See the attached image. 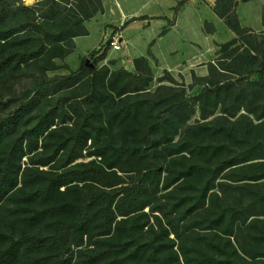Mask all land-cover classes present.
Segmentation results:
<instances>
[{"label":"rangeland","instance_id":"rangeland-1","mask_svg":"<svg viewBox=\"0 0 264 264\" xmlns=\"http://www.w3.org/2000/svg\"><path fill=\"white\" fill-rule=\"evenodd\" d=\"M45 1L48 0H18L16 4L33 7L35 9V20L39 22L41 21L39 20V9L41 3ZM59 1L62 2V0ZM143 1L134 0L133 4L130 5L136 15L147 13L146 8L142 6ZM263 1L256 0L259 8H261ZM69 2L71 0H68L67 5H70ZM200 9L201 16L216 18V32L213 35H204L201 26L199 27L196 24L195 19V23L191 24L194 33L191 39L199 46L192 47L184 38L185 36L188 37L185 33L186 21L190 12H193L187 7L180 15L177 30L181 37L175 42L176 52L173 54L168 53L169 37L157 39L155 40L157 42L153 43L154 51L157 53L155 54L159 59V66L162 69L169 67L174 71L177 65L187 63L189 60L194 61V58L198 59V57L199 59L209 60L211 57L208 49L210 44L214 41L224 42L234 35L225 26L224 22L215 16L213 11L206 7ZM91 10L92 6L89 5L88 11ZM253 11L251 10L249 13H253ZM254 14H256V10ZM107 19V17H101L97 21L86 24L90 29L89 36L79 38L77 48L67 58L66 62L70 69H76L80 59L86 57L101 42L105 29L108 32L111 28V26L105 25ZM24 20L23 13H18L7 18L1 25L17 27L20 23L25 22ZM241 22L245 24L244 20H241ZM128 25L129 23L124 26L127 27L124 35L133 39V48L129 54L134 57L140 55V53L145 55L149 42L156 39L154 33L156 28L152 29L153 24L146 28L137 22ZM263 25L264 22L261 21L256 27L261 28ZM173 34L176 35L177 33L174 32ZM21 36L24 38H21ZM21 36L4 52L36 49L37 44L29 39L33 36L29 35L28 31ZM217 49L220 54L218 56L213 54L211 62L225 73L219 75L212 72L210 77L212 81L216 82L224 77L237 78L241 75L248 76L249 80L256 82V84L248 87L242 93L230 89L227 93H211L195 101L192 100L191 96L200 93L203 89L202 79L204 74L208 73L206 65H194V74L183 73L176 76L177 80L182 83L179 85H183L182 87L185 89L180 87H157L160 84L172 85L169 76L161 70H157L147 86V90L151 91V94H142L144 104L139 109L138 114L127 119L117 117L112 122L107 120L108 116L105 109L107 103L105 102L91 100L83 103L82 108L69 107L65 100L67 96L73 94L72 90L64 91L56 83H46L38 86L44 76L54 77L67 74L69 69H64V60L55 59L59 66L45 70L44 73L42 69L49 64L47 55L32 62L29 60L27 63H21L18 68H12L6 73L0 72V123H4L1 132L0 150L14 137L21 135L24 131H30L32 139L37 142V149L34 152L39 151L38 156L53 155L52 153L56 147L64 146V152L59 154L53 165H36L38 169L56 170L57 165L65 160L67 152L73 146L76 152L80 151L79 157L71 163L77 164L75 165L76 169L83 170L87 165L94 167L98 164L105 166L107 169H109V166H113L109 170H113L112 173L115 172V174L120 175L122 180L126 182L116 187H136L134 199L131 201L130 198L125 197V200L121 202V206L127 209L132 205L140 209L128 215H119L114 208V220L109 238L99 236L98 238H103V243H95L93 241L95 237L90 236L92 227L87 230V235L83 236L82 245L78 248L93 247L102 253L99 257H96L97 262L92 264H104L106 262H111V264H212L201 260V253L195 249V246H200L202 249L206 242H212L213 240L214 243H220L227 250L230 249L227 239L222 237L221 240L220 237L224 236L221 233L224 225L219 224L213 230L207 228L211 220L214 219L216 205L210 207L207 214L197 211L192 215L187 214L183 218L184 212L196 202L193 198L196 191L187 187L192 185L193 179L185 177L183 181L170 187L166 184L175 177L178 171L191 166L194 160L198 158L200 160L209 159L212 152L211 145H231L229 148L228 146L225 149L221 148L219 155L209 161L208 166L212 169L223 159L229 160L235 157L237 142L233 137L237 132L245 134L241 142H244L245 146L259 144L257 148L254 146L248 150L253 155L259 154L253 156V159L249 162L264 161V158H260L264 156V116L258 120L246 111V109L251 110L257 116L264 114V73L255 72V70H259L260 64L264 62V29L254 33L247 32L238 37L237 41L231 46L226 45ZM108 52L107 49L106 58L98 62L99 65L101 62L109 63L113 61L114 58L109 57ZM88 56L90 61L93 60L90 55ZM169 103H173L170 109L167 108ZM64 106L68 111H64ZM223 110H226L229 114L224 115ZM201 112L212 113V115L207 119H202ZM230 114H235V116L232 117ZM247 114L250 115L251 121L242 117ZM87 116L90 118L87 129L80 135L79 140H76L77 143H74V135L81 125L82 119ZM158 116L167 119L164 123L154 124L153 120ZM41 119H43V123H48V129L44 132V134L47 132L48 134L44 138V135L36 136L35 133V126H40ZM205 121L209 124L199 129L198 124ZM214 125L222 127L221 133L212 134L211 127ZM135 127L137 129H134ZM147 127H152L149 135L144 133V129ZM175 131L177 133L174 135ZM171 138H173L172 142L175 143L170 142ZM165 140L169 141L161 143ZM153 141H158V143L153 144ZM24 144L25 140L23 146ZM180 144H185V151L189 153L190 158L183 160L181 164L173 163L167 153L173 151ZM256 164L258 163H253L248 171L260 167ZM26 166H32L29 164L28 155L23 156L20 160L19 181L20 174ZM140 169L142 173L145 171L143 175L138 172ZM241 174H244V172L223 173V175H228L230 178H236ZM112 176L115 175L112 174ZM38 183H35V185L38 186ZM88 183L83 187L82 193L84 195L94 192L96 188L102 186L93 181ZM78 184L81 185L82 183ZM232 186L236 187L233 188ZM64 187H60V189ZM263 193L264 180L263 182L262 180L228 181V184L223 187V193L220 194L221 200H219V203L220 201L231 203L235 200L248 202ZM183 196L187 198L184 202H180L179 198ZM176 202L179 204L173 206ZM145 204L149 205L141 209ZM101 206V203H97L94 208L97 209ZM112 207H114V204ZM5 213L4 210L0 212V222L3 225L7 220ZM258 218V221L254 222L255 227L252 230L261 232L260 227H264V215H260ZM102 220L103 217H98L93 221L95 230L101 228ZM118 221L119 223H117ZM168 222H171L170 225H168ZM38 229L39 226L37 225L34 230ZM171 230H175L177 235ZM243 230H245V227ZM230 240L233 242L232 238ZM48 242L50 241H45L43 246ZM260 243L264 247V236L263 239H260ZM78 248L73 249L72 264L80 257ZM35 253L37 254V250ZM26 257L21 258V261L17 264H25ZM219 257H222V255L219 254ZM261 259L264 258L255 259L251 264H264V260ZM237 262L241 264V260H237ZM225 263L235 264L236 262L226 261Z\"/></svg>","mask_w":264,"mask_h":264},{"label":"trees","instance_id":"trees-1","mask_svg":"<svg viewBox=\"0 0 264 264\" xmlns=\"http://www.w3.org/2000/svg\"><path fill=\"white\" fill-rule=\"evenodd\" d=\"M64 1L65 3H63ZM237 1L216 0L214 3V12L236 34L235 38L220 44L218 48L226 45L231 46L237 41L238 37L247 32H253L250 28L240 26L235 11ZM17 2L18 0H0V72L2 73H6L12 68H18L21 63H27L29 60L32 62L45 55L49 57V64L42 69L43 73L45 70L57 68L59 65L54 60L63 59L72 51L74 48L72 38L87 33L83 24L84 20L102 10L101 0H71L70 5H67L68 0H62V2L48 0L41 3L40 15L38 14L41 21L37 22L34 17L35 9L31 6L16 4ZM181 3L182 1L178 2L174 11ZM89 5L92 6L91 11H88ZM18 13H23L25 22L20 23L17 27L1 25L7 18ZM205 28L208 32L214 30L210 24H206ZM27 31L29 35L33 36L29 39L37 44L35 50L4 52L17 41L18 37ZM21 38L24 37L21 36ZM106 51V49L103 50L97 56V51L92 52L90 57L93 60L86 62L83 58L79 67L66 75L44 76L38 86L46 83H56L64 91L72 90L73 94L67 96L65 100L69 107L82 108L83 103L91 100L105 102L107 103L105 107L107 120L111 122L117 117L124 119L135 117L144 104L142 94H151V91L147 90V86L153 79L151 69L146 59L136 58L133 61L134 71H128L124 68L110 71L106 65L98 64L105 57ZM219 54L220 52L217 49L216 55ZM207 68L208 73L203 77V83H201L203 89L200 93L192 95V100H199L211 93H227L230 89L242 93L248 87L256 84V82L250 81L248 76L241 75L237 78L224 77L214 82L210 79L212 72L219 75H223L225 72L212 62L207 65ZM255 72L264 73V62L260 64L259 70H255ZM164 73L169 76L172 85L160 84L157 87H180L185 89L182 87L183 85H179L182 83L175 80L169 73ZM172 106L173 103H169L167 108L170 109ZM64 111H68L66 106H64ZM246 111L258 120L264 116V114L257 116L251 110L246 109ZM222 112L224 115L229 114L226 110ZM210 115L212 113H200L202 119H207ZM230 115L235 116V114ZM249 116L247 114L242 117L251 121ZM166 119L158 116L153 120V123L161 124ZM89 122V116L82 119L81 125L74 135V143H77L76 140H79L80 135L87 129ZM40 123V126H35V133L36 136L44 135V138L48 134V132L44 134L48 129V123H43V119ZM208 124L206 121L199 123L198 128L202 129ZM3 126L4 123H0V141H2ZM151 129L152 127L145 128V135H149ZM211 129L213 130L212 134L216 135L221 133L222 127L214 125ZM176 133L175 131L174 135ZM30 134V131H24L0 150V212L4 210L6 212L5 217H7L4 225L0 222V264H17L25 256H27L25 264H72L73 249L82 245L83 236L87 235V230L90 227H92L90 236L95 237L93 241L103 243V238L98 237H110L109 234L114 220V208L119 215H128L140 209L131 204L129 205L132 207L128 205L127 209L121 206V202L125 200V197L130 198L131 201L134 199L136 187H116L126 182L122 180L120 175L115 174V172L112 173L113 170H109L113 166H109V169H107L105 166L98 164L94 167L87 165L83 170L76 169L75 165L77 164L71 163L79 157L80 151L76 152L73 146L67 152L65 160L57 165L56 170L38 169L36 165H53L59 154L64 152V146L56 147L52 153L53 155L38 156L39 151L34 152L37 149V142L32 139ZM244 135V133L239 132L234 134L233 138L237 142V153L235 157L230 158L231 160L223 159L213 169L209 167V161L219 155L221 148L231 147L229 144L227 146L224 144L211 145L212 152L209 159L200 160L198 158L194 160L191 166L178 171L175 177L166 183L170 187L171 185H177L185 177L193 179L192 185L187 187L196 191L193 197L196 202L184 212L183 218L187 214L192 215L197 211L207 214L209 208L216 205L214 219L211 220L207 228L213 230L219 224L224 225L221 229L224 236L220 237L221 240L222 237L227 239L230 249L227 250L220 243H214L213 240L212 242H206L202 249L200 246H195V249L201 253V260L207 263L226 264L225 262L229 261L240 264L237 260H241V264H251L255 259L264 258V247L260 243V239H263L264 236V227H260L261 232L252 230L255 227L254 222L259 219L258 216L264 215V193L248 202L235 200L231 203H222L221 201L219 203V200H221L220 194L223 193V187L228 184V181L262 180L263 182L264 180V161L249 162L253 159V156L259 154L253 155L248 150L254 146L257 148L259 144L245 146L244 142L241 143ZM24 140L25 144L23 146ZM167 141L169 140L161 143ZM172 141L173 138L170 139V142ZM152 143H158V141ZM184 145L180 144L173 151L167 153L171 162L181 164L183 160L190 158ZM25 155H28L29 164L32 166H26L22 170L19 181L20 160ZM260 158H264V156ZM253 163H258L256 165H260V167L248 171ZM240 171H243L244 174L236 178L223 175L225 172L239 173ZM138 172L142 173V170L140 169ZM144 173L145 171L142 175ZM112 174L115 176H112ZM92 181L102 186L96 188V191L84 195L82 193L83 187ZM37 182H39L38 186L35 185ZM78 183L82 184L79 185ZM60 187L64 188L60 189ZM232 187L235 188L236 186ZM185 198L187 197H180L179 201L184 202ZM178 202L173 206H177ZM97 203H101L102 206L96 209L94 206ZM113 204L114 207H112ZM148 205H143L141 209ZM98 217H103V220L101 221V228L95 230L93 221ZM248 219L250 220L247 221ZM169 223L171 222H168V225H170ZM37 225L39 229L34 230ZM244 227L245 230H243ZM171 231L177 235L175 230ZM231 238L234 243L230 240ZM48 240L50 242L43 246L44 242ZM36 250L37 254L35 253ZM78 254L80 257L73 264L95 263L97 262L96 257H99L102 253L90 247L78 248ZM219 254L222 257H219ZM104 264H111V262Z\"/></svg>","mask_w":264,"mask_h":264},{"label":"crops","instance_id":"crops-1","mask_svg":"<svg viewBox=\"0 0 264 264\" xmlns=\"http://www.w3.org/2000/svg\"><path fill=\"white\" fill-rule=\"evenodd\" d=\"M134 0H101L102 4V10L96 12L93 16L90 18L84 20L83 24L87 30L86 34L83 35H76L72 38V41L74 43V48L70 53H68L63 59H57V60H64V69L67 68L69 71L76 70L81 60L84 58L86 62H89L90 59L88 58L92 52L97 51V55H99L103 50H109L108 55L109 57L112 56L113 61H110L109 63L101 62L100 65H106L110 71L118 69V68H124L128 71H134V59L136 58H144L147 60V63L151 69L152 74L156 72L157 70H161L162 72L169 73L175 80H177L176 76L179 74H185V73H191L194 74L195 69L193 68L194 65H207L211 63L212 55H216V50L218 46L222 43H225L233 38L236 37V34L233 30H231L224 22L222 18H220L215 12H214V3L216 0H144L142 2V6L146 8L147 13H142L139 15H136V12H133V9L130 7V5L133 4ZM182 1L180 4V7L177 9V11H174V8L177 6L178 2ZM256 0H238L235 6L236 15L238 17V21L240 23L241 27L250 28L253 32L259 31L261 29H264V25L259 28L256 27L259 25L261 21L264 22V1L262 2L261 8H259L256 4ZM191 9L193 12H190L188 19L186 21V27L185 33L188 37L186 38V41L190 43L192 47L199 46L195 41L191 39V36L194 35L192 31L191 24L195 23V19L197 21V25L203 30L204 35H213L216 32V18H205L200 15V8L206 7L209 8L211 11L214 12L215 16L221 19L225 26L230 29L234 35L224 41V42H216L214 41L209 46V52L211 53V57L209 60H205L203 58L198 57V59L194 58L193 60H189L187 63H182L181 65H177L175 70L172 71L171 68H161L159 66V59L157 57V53L154 51L153 43L157 42L155 40H160L164 37H169L168 42V53L173 54L176 52L175 48V42L178 41L181 37L179 34L177 28L180 23V15L183 13L184 10ZM251 10H254L253 13H249ZM256 10V14H254ZM242 11V13H241ZM242 14V15H240ZM107 17V21L105 22V25L111 26L108 32H106V29L104 31V37L97 44L96 47H94L89 54L86 57H83L80 59L78 66L76 69L72 70L67 64V58L70 54H72L75 49L77 48V41L79 38H85L89 36L90 29L86 26L87 23L91 21H97L99 18ZM218 20V19H217ZM241 20L245 21V24H242ZM140 23L143 25V27H150L153 24L152 29L156 28V31L154 33L156 34V39H152L148 46L146 54L143 55L140 53L138 56H132L129 54L130 50L133 48V39L125 37V30L127 27H124L126 24L129 23V25L133 23ZM210 24L214 28L212 32L206 31L205 25ZM128 25V26H129ZM176 32L177 34H173ZM117 35L118 41L120 42V48L119 49H110V41L112 40L113 36ZM106 38V39H105ZM105 40V41H103ZM109 41V43H107ZM153 46V47H152ZM101 49V50H100ZM156 53V54H155ZM106 58L102 59V61ZM55 61V60H54ZM205 63V64H204ZM202 65V66H203ZM67 73V74H68ZM207 74V72H206ZM204 74V76L206 75ZM66 75V74H64ZM179 81V80H177Z\"/></svg>","mask_w":264,"mask_h":264},{"label":"built area","instance_id":"built-area-1","mask_svg":"<svg viewBox=\"0 0 264 264\" xmlns=\"http://www.w3.org/2000/svg\"><path fill=\"white\" fill-rule=\"evenodd\" d=\"M120 42L118 41L117 35L113 36L112 40L110 41V49H119Z\"/></svg>","mask_w":264,"mask_h":264}]
</instances>
